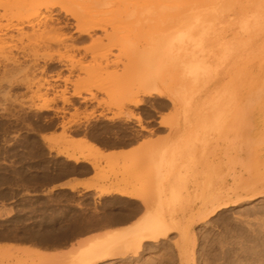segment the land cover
Returning a JSON list of instances; mask_svg holds the SVG:
<instances>
[{
    "label": "rangeland",
    "instance_id": "1",
    "mask_svg": "<svg viewBox=\"0 0 264 264\" xmlns=\"http://www.w3.org/2000/svg\"><path fill=\"white\" fill-rule=\"evenodd\" d=\"M92 1L78 0V7L88 6L78 12L103 23L108 38L97 32L95 36L102 40L91 45L89 38L81 39L72 27L66 31L71 39L61 47L45 42L56 35L42 27H24L22 33L10 27L36 13L42 21L43 5L36 0H0V264H71L70 253L78 240L140 220L144 212L138 198L146 196L151 185L149 156L156 149H176L186 128L196 125L221 93L234 99L233 116L239 115L223 132L212 131L207 152L237 148L238 162L248 169L258 168L256 176L264 180V17L250 19L251 13L264 14V6L259 5L264 0H207L177 8L160 0H114L100 9L93 8ZM75 2L51 4L70 10ZM242 6L248 19L240 24ZM58 11L54 9L53 14ZM186 23L194 34H209L206 47L225 44L228 51L222 64L212 66L207 60L212 73L197 76L192 89L180 65L172 71V93H188L185 103L156 95L135 96L139 52L149 49V40L158 33ZM192 53L193 63L205 58L200 51ZM187 59L179 52L180 64ZM135 101L140 102L135 106ZM226 133L232 136L224 141ZM46 135L51 142L43 139ZM81 135L107 148L137 141L153 144L106 163L69 142ZM79 160L98 166L95 179L99 185L94 193L48 190L60 180L86 175L89 168L76 165L74 161ZM115 190L133 197L117 195ZM104 191L108 194L100 195ZM253 205L264 208V197ZM195 210L192 205L191 212ZM235 216L225 212L204 227H192L191 234L198 237L193 264H203L201 238L207 236V243L216 240ZM176 240V232L161 240L172 256ZM160 244L154 246L155 251L153 247L145 250L144 258H156L165 250ZM21 248L65 255L35 256ZM122 258L102 264H129V259Z\"/></svg>",
    "mask_w": 264,
    "mask_h": 264
},
{
    "label": "bare ground",
    "instance_id": "2",
    "mask_svg": "<svg viewBox=\"0 0 264 264\" xmlns=\"http://www.w3.org/2000/svg\"><path fill=\"white\" fill-rule=\"evenodd\" d=\"M55 1L36 0L37 5H43L42 21L38 20L39 15L36 13L22 18L18 26H10L11 29L22 33L24 27L31 30L42 27V30H47V33L56 35L52 39L47 38L45 42L56 43L61 47H64L66 40L71 39L67 37L66 31L72 27L81 39L89 38L91 45H97L102 40L100 36H95L97 32L104 33L103 38H108L106 26L103 23L96 19L82 17L78 12V8L83 9L88 6L78 7V0H74L75 7L63 10V7L54 5L55 3L51 4ZM113 1L94 0L93 8H106L111 6ZM205 1L207 0H160V2L172 3L173 8ZM208 1L212 2V0ZM259 5L264 6V4ZM56 8L59 11L53 14ZM243 10L244 6L238 9L240 24L248 19ZM60 12L64 13L63 18L59 17ZM260 17H264V14L251 13L250 19ZM70 20L73 23H70ZM149 41L150 48L138 54L137 68L140 74L137 75L138 86L135 96L156 95L165 97L170 102L185 103L187 98L185 96L188 94H181L180 91L172 93L174 88L172 71L177 70L175 68L178 65L181 66L183 79L191 82L189 88L192 89L194 79L197 76L212 73L210 63L212 66L222 64L225 51H228L223 43L206 47L207 45L204 44L209 41V34L205 31L194 34L188 23L171 32L158 33L156 38H151ZM194 50L204 54L203 61L192 62L189 57ZM179 52L188 58L181 64L177 61ZM260 66L256 63L257 69ZM224 86L226 92L227 84ZM215 101L206 108L207 111L203 113V117L196 125L191 124L186 128L176 149H156L149 156L152 164L150 190L146 196L138 198L143 206L142 218L129 225L101 230L78 240L77 247L70 253L71 264H102L108 259H119L123 256L121 260L129 259V264H173V261L177 264H193V248L198 237L196 239V236L194 238L191 234L192 227L196 224L204 227L213 218L225 212L237 213L238 216L232 217L224 224L223 234L216 236V240L207 243V236L204 235L201 238L203 248L200 249L199 256L203 264H264V208L253 205L264 197V180L256 176L255 171L258 168L248 169L238 162L237 148L224 149L215 154L210 150L207 152L206 147L208 143L210 145L212 131L223 132L230 121L239 115L236 113L233 116L234 99L230 95L221 93ZM139 102L135 101L133 105L136 106ZM231 136L232 134L226 133L222 135V138L226 141ZM81 137V140L72 138L69 142L80 147L88 156L93 155L97 160H104L107 163L113 158L104 154L103 149L107 147L97 145L84 135ZM43 139L47 142L52 141L50 137ZM232 140L230 139V143ZM128 144H117V147ZM152 144V142H141L139 150L150 147ZM220 154L222 156H218ZM216 160L221 161L215 163ZM97 167L96 165L94 168ZM113 193L133 197L132 194L119 190ZM107 194V191L100 193V195ZM190 204L196 206L194 212H191ZM172 232L177 233L174 256L171 255L172 250L161 241L167 239ZM161 242L163 243L160 244ZM159 244L160 249H165L164 251L156 258H144L145 250L153 247L152 250L155 251L154 246L158 248ZM4 250L9 251L11 248L6 247ZM21 252L50 258L65 255H48L34 248H21Z\"/></svg>",
    "mask_w": 264,
    "mask_h": 264
},
{
    "label": "crops",
    "instance_id": "3",
    "mask_svg": "<svg viewBox=\"0 0 264 264\" xmlns=\"http://www.w3.org/2000/svg\"><path fill=\"white\" fill-rule=\"evenodd\" d=\"M46 137H50L49 135H46ZM78 140H81L82 137L78 136V138H75ZM141 145V141H137L133 144L125 145L124 147H110V148H104L103 152L104 154L108 155L109 157L113 158H123L127 156H132L136 154L139 151ZM79 163H84L88 165L89 172L81 177H75V178H67L60 180L54 184L48 190L51 191H58V190H73L76 192H95L96 186H98V182L96 181V170L94 166L89 161L85 160H79L76 162V165ZM73 187V189H71Z\"/></svg>",
    "mask_w": 264,
    "mask_h": 264
}]
</instances>
